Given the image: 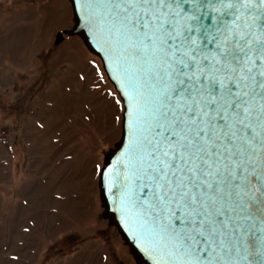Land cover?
Wrapping results in <instances>:
<instances>
[{
	"label": "snow or ice",
	"instance_id": "obj_1",
	"mask_svg": "<svg viewBox=\"0 0 264 264\" xmlns=\"http://www.w3.org/2000/svg\"><path fill=\"white\" fill-rule=\"evenodd\" d=\"M85 5L128 97L122 163L95 171L154 264H264V0Z\"/></svg>",
	"mask_w": 264,
	"mask_h": 264
},
{
	"label": "rangeland",
	"instance_id": "obj_2",
	"mask_svg": "<svg viewBox=\"0 0 264 264\" xmlns=\"http://www.w3.org/2000/svg\"><path fill=\"white\" fill-rule=\"evenodd\" d=\"M66 0H0V264H135L100 217L122 106Z\"/></svg>",
	"mask_w": 264,
	"mask_h": 264
},
{
	"label": "water",
	"instance_id": "obj_3",
	"mask_svg": "<svg viewBox=\"0 0 264 264\" xmlns=\"http://www.w3.org/2000/svg\"><path fill=\"white\" fill-rule=\"evenodd\" d=\"M71 8L72 25L68 29H62L55 35L54 46H57L64 37H77L80 39L86 50L95 56L105 74L107 81L112 85L118 98L127 101V89L125 82L117 69L114 58H110L112 49L110 43L103 34L98 33L92 26V14L85 5V0H66ZM207 23V21H205ZM129 112L132 109L131 101H128ZM124 113H121L120 136L118 140L103 154L101 167L116 169L118 162L122 163L124 152L128 147V138L124 136V125L122 120ZM131 120V115L128 117ZM129 138L131 125H128ZM118 174V173H117ZM109 173L105 172L103 186L97 178L98 199L101 207L100 217L113 227L118 233L123 244L128 249L135 264H154L157 250L153 247L151 240L145 235L135 216L127 208L123 201L122 193L116 187L109 186ZM144 196L147 195L145 190Z\"/></svg>",
	"mask_w": 264,
	"mask_h": 264
}]
</instances>
